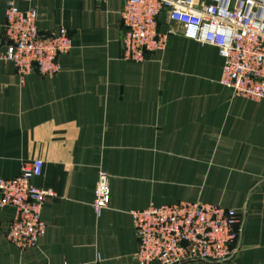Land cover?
Returning <instances> with one entry per match:
<instances>
[{
    "label": "crops",
    "instance_id": "0c3cea01",
    "mask_svg": "<svg viewBox=\"0 0 264 264\" xmlns=\"http://www.w3.org/2000/svg\"><path fill=\"white\" fill-rule=\"evenodd\" d=\"M123 0H16L33 7L42 34L71 38L52 76L20 75L0 58V178L42 160L31 182L51 189L45 233L20 249L5 233L15 214L0 207V264H137L130 211L200 200L230 207L242 221L227 264H264V101L220 84L223 59L180 23L158 15L163 49L122 57ZM0 0V55L5 51ZM109 201L96 216L98 172ZM157 264V263H152ZM186 264H209L191 262Z\"/></svg>",
    "mask_w": 264,
    "mask_h": 264
},
{
    "label": "built area",
    "instance_id": "2783aa9c",
    "mask_svg": "<svg viewBox=\"0 0 264 264\" xmlns=\"http://www.w3.org/2000/svg\"><path fill=\"white\" fill-rule=\"evenodd\" d=\"M158 15L180 23L195 40L217 48L223 59L221 85L237 96L264 101V0H123V59L139 62L147 52L166 46V34L157 28ZM4 17L5 51L0 58L11 61L20 75L33 69L44 76L57 73V56L71 47L67 31L40 33L36 10H20L16 0H5ZM41 170L42 160L33 159L21 165L18 175L0 178V207L15 210L5 236L20 249L36 245L45 233L41 209L54 192L32 184L31 179ZM108 201V175L100 170L92 201L96 216ZM130 216L137 239V264H227L237 250L242 227L235 209L200 200L150 204L132 209ZM100 262L101 256L96 254L88 264Z\"/></svg>",
    "mask_w": 264,
    "mask_h": 264
}]
</instances>
